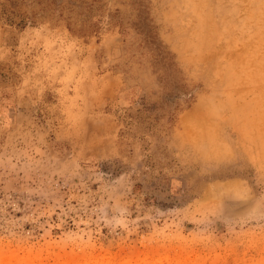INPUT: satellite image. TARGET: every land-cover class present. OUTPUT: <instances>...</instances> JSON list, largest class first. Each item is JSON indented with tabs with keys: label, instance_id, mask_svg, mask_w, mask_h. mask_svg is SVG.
<instances>
[{
	"label": "rangeland",
	"instance_id": "obj_1",
	"mask_svg": "<svg viewBox=\"0 0 264 264\" xmlns=\"http://www.w3.org/2000/svg\"><path fill=\"white\" fill-rule=\"evenodd\" d=\"M0 264H264V0H0Z\"/></svg>",
	"mask_w": 264,
	"mask_h": 264
},
{
	"label": "trees",
	"instance_id": "obj_2",
	"mask_svg": "<svg viewBox=\"0 0 264 264\" xmlns=\"http://www.w3.org/2000/svg\"><path fill=\"white\" fill-rule=\"evenodd\" d=\"M83 3V2H82ZM87 7V6H86ZM149 36V35H148Z\"/></svg>",
	"mask_w": 264,
	"mask_h": 264
},
{
	"label": "bare ground",
	"instance_id": "obj_3",
	"mask_svg": "<svg viewBox=\"0 0 264 264\" xmlns=\"http://www.w3.org/2000/svg\"><path fill=\"white\" fill-rule=\"evenodd\" d=\"M202 3V2H201Z\"/></svg>",
	"mask_w": 264,
	"mask_h": 264
}]
</instances>
